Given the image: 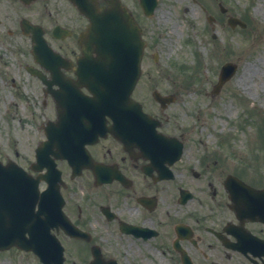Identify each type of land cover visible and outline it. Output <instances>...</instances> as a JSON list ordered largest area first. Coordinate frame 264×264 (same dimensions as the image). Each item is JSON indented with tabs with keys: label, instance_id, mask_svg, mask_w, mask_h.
<instances>
[{
	"label": "flooded vegetation",
	"instance_id": "obj_1",
	"mask_svg": "<svg viewBox=\"0 0 264 264\" xmlns=\"http://www.w3.org/2000/svg\"><path fill=\"white\" fill-rule=\"evenodd\" d=\"M23 23L34 25L36 35L62 57L60 63L49 61L54 55L42 49L37 53L45 67L23 52L28 58L24 70L31 65L51 81L57 79L53 67L70 81L69 88L87 94L84 85L75 84L73 70L82 56L78 39L86 17L69 0H0V46L12 54L20 46L4 41L20 39L30 48L36 43ZM138 23L146 45L132 97L149 119L140 117L142 123L127 132L107 130L83 143L78 131L91 111L69 109L62 150L53 144L49 152V158L53 152L62 155L54 159L60 181L54 170L37 171L32 165L43 125L57 120L55 103L44 93L47 86L35 79L41 104L52 108L53 116L38 122L32 117L38 137L28 141L29 148H13L12 157L7 149L0 151L3 163L12 159L26 171L2 175L8 186L0 187V264H54L55 238L63 247V264H264V166L245 164L242 156L218 144L206 147L210 140L193 131L194 123H207L212 95L200 86L201 99L208 101L191 102L188 95L198 91L180 70L147 68L149 57L158 62L160 43ZM50 90L61 87L52 84ZM111 124L107 117L105 125ZM39 174L47 179L34 180ZM55 186L63 217L54 212Z\"/></svg>",
	"mask_w": 264,
	"mask_h": 264
},
{
	"label": "rangeland",
	"instance_id": "obj_2",
	"mask_svg": "<svg viewBox=\"0 0 264 264\" xmlns=\"http://www.w3.org/2000/svg\"><path fill=\"white\" fill-rule=\"evenodd\" d=\"M124 2L146 24L148 34H156V41L161 44L158 50L162 52L158 66H181L183 75L191 70L198 76L189 81L193 88L203 85L209 92L223 62L238 64L231 80L212 96L208 123H196L195 132L210 140L208 149L223 144L243 160L254 163L255 159L264 165L256 153L258 148L264 149V0H159L155 15L149 19L140 14L138 0ZM219 3L227 8L225 13L220 12ZM208 14L215 17V23H208ZM230 14L245 21L246 27L231 28L226 23ZM212 25L216 38L211 35ZM3 43L11 48L20 46L16 54L0 46V151L7 149L12 157L13 148L27 149L28 141L37 137L32 117L38 122L51 116L52 108L41 109L40 102L32 106L31 98L39 92L31 91L30 86L35 85L29 84L28 75L16 67L18 58L24 61L26 44L20 39ZM146 67L156 65L148 59ZM202 96L203 93L194 92L188 98L195 103L207 101ZM21 154L29 158L26 153Z\"/></svg>",
	"mask_w": 264,
	"mask_h": 264
},
{
	"label": "water",
	"instance_id": "obj_3",
	"mask_svg": "<svg viewBox=\"0 0 264 264\" xmlns=\"http://www.w3.org/2000/svg\"><path fill=\"white\" fill-rule=\"evenodd\" d=\"M80 5L90 18L89 30L82 39L84 52L88 54L95 53L96 56H90V58L95 63H101L103 70L112 61L116 62L120 57L126 58L128 56L134 67V74L126 84L128 91H130L129 87L133 86L136 78L141 53V49L136 45L140 42L135 23L119 0H109L107 7L104 8L89 7L84 1H81ZM228 22L233 26L235 23L244 26L241 21L235 18H229ZM116 63L118 64V62ZM110 68L112 69V66ZM235 69L236 66L231 63H226L222 66L217 88L231 77ZM103 83H105L104 75ZM59 93L53 92L56 100L62 94Z\"/></svg>",
	"mask_w": 264,
	"mask_h": 264
}]
</instances>
